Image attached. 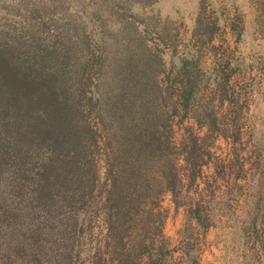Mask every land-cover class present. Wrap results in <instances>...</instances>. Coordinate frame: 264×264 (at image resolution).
Instances as JSON below:
<instances>
[{
	"label": "rangeland",
	"instance_id": "rangeland-1",
	"mask_svg": "<svg viewBox=\"0 0 264 264\" xmlns=\"http://www.w3.org/2000/svg\"><path fill=\"white\" fill-rule=\"evenodd\" d=\"M16 40L70 50L100 106L81 191L1 160L0 264H264V0H0Z\"/></svg>",
	"mask_w": 264,
	"mask_h": 264
},
{
	"label": "trees",
	"instance_id": "trees-1",
	"mask_svg": "<svg viewBox=\"0 0 264 264\" xmlns=\"http://www.w3.org/2000/svg\"><path fill=\"white\" fill-rule=\"evenodd\" d=\"M11 42L9 46L0 43V162L5 159L9 163L15 158L24 162L32 149L37 155L45 150L46 155H40L41 162L68 166L65 169L60 165L58 176H55L57 169L51 170L49 176L52 181L56 179L54 184L58 185L57 179L62 174L66 181H77L81 191L91 167L84 147L93 137L90 125L82 116V106L86 104L90 111L100 106L93 94L95 89L87 96L80 85L87 65L81 67L71 62L68 49L59 54L39 45L23 49L20 41ZM182 93L187 98L191 88L186 86ZM105 117L98 112L103 128ZM107 142L104 137L103 145L107 146ZM181 174L175 165L172 176L175 183L170 185L171 189H175ZM8 210L3 215L6 220L2 219L3 228L14 220Z\"/></svg>",
	"mask_w": 264,
	"mask_h": 264
}]
</instances>
